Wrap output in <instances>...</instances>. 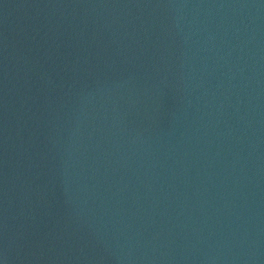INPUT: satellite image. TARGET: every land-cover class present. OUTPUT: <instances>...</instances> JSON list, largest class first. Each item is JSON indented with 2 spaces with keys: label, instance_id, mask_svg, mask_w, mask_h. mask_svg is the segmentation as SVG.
<instances>
[{
  "label": "water",
  "instance_id": "obj_1",
  "mask_svg": "<svg viewBox=\"0 0 264 264\" xmlns=\"http://www.w3.org/2000/svg\"><path fill=\"white\" fill-rule=\"evenodd\" d=\"M0 264H264V0H0Z\"/></svg>",
  "mask_w": 264,
  "mask_h": 264
}]
</instances>
